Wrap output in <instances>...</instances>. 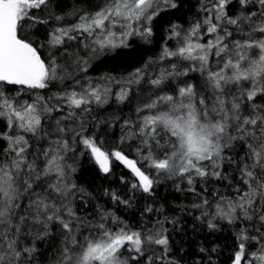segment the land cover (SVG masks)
<instances>
[{
	"label": "snow or ice",
	"instance_id": "1",
	"mask_svg": "<svg viewBox=\"0 0 264 264\" xmlns=\"http://www.w3.org/2000/svg\"><path fill=\"white\" fill-rule=\"evenodd\" d=\"M231 3L211 0L202 8L204 19L188 29L170 24L167 40L175 39L177 46L165 41L158 59L168 63L155 74L151 65L157 62L150 60L126 77L93 81L85 74L94 57L127 46L132 37L148 41L153 21L176 9V0H76L69 14L74 20L67 24L64 15H35L33 10H47L51 0H0V118L6 122V130H0V141L6 142L0 146V264H38L37 242H46L54 231L60 243L51 245L48 264H179L170 255L163 222L143 221L134 229L99 204L91 215L77 212L76 197L86 205L84 196L90 195L71 179L76 168L69 153L76 152L77 143L83 146L80 154L88 152L104 174L110 173L112 159L123 163L136 178L131 188L149 195L161 177L186 182L195 192L197 181L227 180L228 169L238 173L235 185L228 181L234 195L213 191L214 200L201 196L192 207L211 231L220 221L234 227L231 264H264V0H237L241 10L236 14H229ZM29 20L33 26L49 20L57 25L33 40L20 34L22 22ZM205 36L211 39L201 42ZM70 41L77 42L75 51ZM41 49L48 50L46 57ZM193 72L202 84L184 80L173 94L157 93L138 105L137 120L121 122L122 142L139 139L135 151L141 166L121 150H103L94 133L85 134L86 120L95 119L93 105L103 107L113 98L124 103L136 91L133 85L146 82L162 90ZM5 85L21 86V92L61 87L21 99V92L6 94ZM53 118L55 128L49 132L45 123ZM237 143L243 155H233ZM105 195L131 206L115 192Z\"/></svg>",
	"mask_w": 264,
	"mask_h": 264
},
{
	"label": "trees",
	"instance_id": "2",
	"mask_svg": "<svg viewBox=\"0 0 264 264\" xmlns=\"http://www.w3.org/2000/svg\"><path fill=\"white\" fill-rule=\"evenodd\" d=\"M93 3H99L100 0H92ZM211 0H176L178 7L176 9H169L167 12L161 13L160 16L153 21V36L145 41L144 39L136 36L128 40L127 46L117 47L114 49H107L102 54L94 57L90 61V66L85 74L86 79L97 80L103 76L111 75L116 78L126 77L134 69L144 66L146 63L156 61L157 63L151 65V73L155 74L161 67L166 65L168 61H159L161 54V47L167 40V29L170 24H179L183 29H188L193 23L202 21L207 15L202 8L210 5ZM59 4L60 7H56ZM76 6V0H51V6L47 10H33L36 16L47 18L50 13L60 14L65 16L63 23L67 24L74 20V17L69 15L73 7ZM240 5L237 0H232L229 5V14H236L240 12ZM24 27L20 34L35 40L37 34L43 38L47 31L57 25L54 20H49L48 24H36L33 26L32 21L22 22ZM211 39L210 36H205L201 42ZM235 38L239 39L240 36ZM171 48L177 46L176 40H167ZM70 51L76 50V41H70ZM258 54V50H255ZM43 57L48 55L47 49H41ZM187 63V62H185ZM215 66V62H213ZM188 80L192 83L202 84V78L199 73H190L188 77H180L176 80L162 86L161 89H153L152 86L146 82H141V85H133L136 91L131 95L129 101L118 103L113 99L103 107L93 105V116L95 119L89 117L86 120L85 127L88 133H94L101 141L102 149L108 152L114 150H121L130 159L138 161V166L142 165V159L137 155L135 148L139 144V139L135 141L125 139L121 141L122 121L124 119L137 120L136 109L138 105L147 102L150 97L155 94L169 93L173 94L172 90L175 89L182 81ZM60 85L55 87L50 85L48 89H27L24 88L21 92V86L5 85L3 90L6 94L15 97L17 92H21V99L35 98V95H49L57 91ZM113 91L116 88L113 87ZM150 114L141 113L140 115ZM60 113H54V117L60 116ZM96 120L102 121L98 127H94ZM6 122L0 118V130H6ZM47 131L52 132L55 128V119H50L45 123ZM54 138V137H53ZM30 144L34 141L30 138ZM6 142L0 141V146ZM45 147V141H40ZM76 152L69 153V163H73L76 171L72 174L71 179L78 187H81L90 193L84 196L87 204H81L79 197L74 200V207L81 215L93 214L96 205H102L106 209L115 211L116 215L124 219L132 228L136 229L143 221L148 224H155L157 220L163 222L162 227L169 237L171 252L170 255L173 259L179 261V264H231L230 257L235 251V229L232 225L220 221L218 228L211 231L206 227V224L201 219L200 210L192 207L193 204L200 202V197L207 195L209 200L215 198L211 195L216 191L224 195H234L232 188L229 186L228 181L231 180L235 185L238 173L233 172L231 169L227 170L228 179L224 181L209 180L205 184L197 181L195 188L196 191L188 190L186 182L179 183V181L164 179L161 177L154 185L152 193L149 195L143 193L138 189H132L131 183L136 182L131 170L120 161L112 159L111 171L104 174L100 171L98 165L88 152L80 153L83 151V146L79 143L75 144ZM34 151V149H30ZM239 153V144L236 145V152ZM234 167V165H233ZM146 172L154 174L155 170L147 168L143 165ZM227 168V164L225 165ZM177 183H179L180 190H177ZM115 192L121 198L129 199L131 202L130 207H125L122 204H115L112 202L110 196L105 195V191ZM197 193L200 195L198 196ZM27 204V199L21 201L23 208ZM151 207L152 212H146L145 209ZM38 243L39 253L37 254L38 264H48L46 257H51L54 248L51 245H59L60 237L53 232L51 237H48L46 242ZM155 247V246H154ZM204 248L208 251L201 252L200 249ZM216 249V251H212ZM254 250V249H253ZM43 253V255H41ZM161 253L159 249L156 250L155 255L159 256ZM160 264V262H157ZM167 264V261L164 262Z\"/></svg>",
	"mask_w": 264,
	"mask_h": 264
},
{
	"label": "rangeland",
	"instance_id": "3",
	"mask_svg": "<svg viewBox=\"0 0 264 264\" xmlns=\"http://www.w3.org/2000/svg\"><path fill=\"white\" fill-rule=\"evenodd\" d=\"M209 39V38H208Z\"/></svg>",
	"mask_w": 264,
	"mask_h": 264
}]
</instances>
